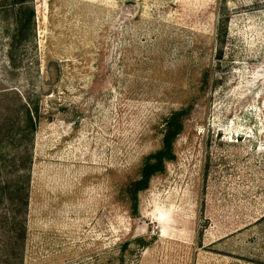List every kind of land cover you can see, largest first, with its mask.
Here are the masks:
<instances>
[{"label": "rangeland", "instance_id": "1", "mask_svg": "<svg viewBox=\"0 0 264 264\" xmlns=\"http://www.w3.org/2000/svg\"><path fill=\"white\" fill-rule=\"evenodd\" d=\"M11 2L0 123L2 92L64 70L42 98L23 264H264V0H31L16 69ZM180 110L133 213L125 189Z\"/></svg>", "mask_w": 264, "mask_h": 264}, {"label": "trees", "instance_id": "2", "mask_svg": "<svg viewBox=\"0 0 264 264\" xmlns=\"http://www.w3.org/2000/svg\"><path fill=\"white\" fill-rule=\"evenodd\" d=\"M11 1L3 19L10 22L7 58L10 66L16 69L23 62L16 51L25 48L33 27L34 11L30 6L31 0ZM35 65L37 68L40 66L37 57ZM62 75L63 67L56 63L54 73L46 75L45 81L33 87L31 92L5 90L1 94L6 107L0 123V264L24 262L34 136L41 123L52 118V112L44 108L42 98L53 96ZM12 97L15 103L11 102ZM182 112L177 111L166 119L161 147L146 157L139 178L125 189L132 201L133 213L137 211L138 192L175 156L173 145L182 130Z\"/></svg>", "mask_w": 264, "mask_h": 264}]
</instances>
